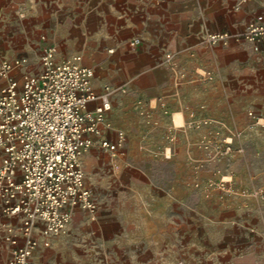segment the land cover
<instances>
[{
	"label": "crops",
	"instance_id": "1",
	"mask_svg": "<svg viewBox=\"0 0 264 264\" xmlns=\"http://www.w3.org/2000/svg\"><path fill=\"white\" fill-rule=\"evenodd\" d=\"M259 10L257 0H0V60L24 56L41 32L79 52L111 100L94 139L117 144L83 152L96 209L76 207L30 264H264V39L258 50L207 40L241 32ZM15 221L0 197V264Z\"/></svg>",
	"mask_w": 264,
	"mask_h": 264
},
{
	"label": "built area",
	"instance_id": "2",
	"mask_svg": "<svg viewBox=\"0 0 264 264\" xmlns=\"http://www.w3.org/2000/svg\"><path fill=\"white\" fill-rule=\"evenodd\" d=\"M257 2L260 10L241 32H209L208 42L247 40L258 50L264 39V0ZM139 43L138 37L129 40L131 46ZM28 65L27 56L0 60L1 209L16 218L3 235L8 264H30L38 243L49 246L66 229L76 207L95 211L80 158L93 145L109 150L117 145L94 139L111 100L107 88L94 90V71L80 54L58 57L56 46L44 42L36 68ZM199 75L212 77L210 71Z\"/></svg>",
	"mask_w": 264,
	"mask_h": 264
},
{
	"label": "rangeland",
	"instance_id": "3",
	"mask_svg": "<svg viewBox=\"0 0 264 264\" xmlns=\"http://www.w3.org/2000/svg\"><path fill=\"white\" fill-rule=\"evenodd\" d=\"M42 36H44L45 38H42ZM45 39V40H44ZM44 42H52V38L50 34L47 33H39L33 40H32V47L29 48V52L26 53L24 52V54H21L22 52H19V55H24L27 56L29 59V65L28 67H30L31 69H35L37 66V62H38V58H39V53H40V48L42 47V45L44 44ZM57 56H66V57H71L75 54H80L79 52H72V53H64V51L61 48H57ZM16 52V51H15ZM224 179H228V176H223ZM227 182L230 181L229 180H225ZM232 181V180H231ZM231 189L232 190H237V191H241L245 194H252L254 196H261V193L263 192V187L262 186H255L254 188H239L236 187L235 184L232 183L231 185ZM74 220V216L72 218ZM250 232H252V229L250 230Z\"/></svg>",
	"mask_w": 264,
	"mask_h": 264
}]
</instances>
